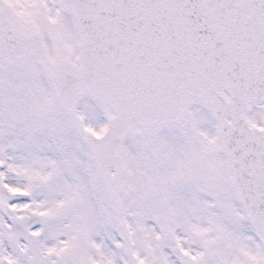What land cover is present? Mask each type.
Segmentation results:
<instances>
[{"label":"snow or ice","instance_id":"snow-or-ice-1","mask_svg":"<svg viewBox=\"0 0 264 264\" xmlns=\"http://www.w3.org/2000/svg\"><path fill=\"white\" fill-rule=\"evenodd\" d=\"M0 264H264V0H0Z\"/></svg>","mask_w":264,"mask_h":264}]
</instances>
